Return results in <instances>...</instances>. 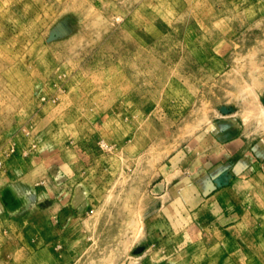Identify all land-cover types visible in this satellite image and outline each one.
<instances>
[{
	"label": "rangeland",
	"instance_id": "374dc122",
	"mask_svg": "<svg viewBox=\"0 0 264 264\" xmlns=\"http://www.w3.org/2000/svg\"><path fill=\"white\" fill-rule=\"evenodd\" d=\"M0 264H264V0H0Z\"/></svg>",
	"mask_w": 264,
	"mask_h": 264
}]
</instances>
